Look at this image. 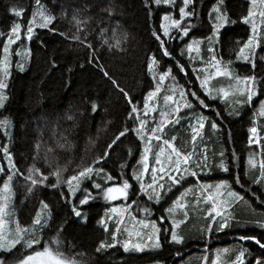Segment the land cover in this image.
<instances>
[{
	"label": "trees",
	"instance_id": "trees-1",
	"mask_svg": "<svg viewBox=\"0 0 264 264\" xmlns=\"http://www.w3.org/2000/svg\"><path fill=\"white\" fill-rule=\"evenodd\" d=\"M109 3L116 6L115 15L111 18L100 11L102 6ZM180 3L181 0H177V7L169 9L178 11ZM213 3L214 0H199V18L184 21L193 24L190 37L200 41L197 53L194 55L192 52L191 55L185 45V40L190 43L191 39L167 40L164 38L161 28L165 13L163 6L157 8L152 5L151 15H149V9L145 7V0H100V2L98 0H40V5L44 6L47 14L53 15L55 19L47 28H43L39 27V17H35L32 24V38L28 39L29 59L24 63L23 71L19 70L18 65L13 66L6 80L5 93H2L7 98L3 107H0V120L7 121L5 127H0V168L6 171L3 154L4 148H7L12 163L20 173L24 172V168L29 165L35 152L36 140H40L36 138L38 133L43 135L42 142L46 143L48 148L56 149L60 144L64 145L61 147L63 150L58 149L55 154L59 157L58 163L62 164V167H66L68 162L72 163L73 166L69 167V174L73 175L76 172L75 169L91 165L96 157L103 152L104 146L125 127L128 129L140 128V121H144L146 132L142 129V142L134 131H128L124 137H121L122 143L110 158L106 162H102L101 165H95V167H103L105 173L114 178L112 181H108L107 185H105L102 176L94 175L92 180L83 181V186L90 189L93 195V199L80 207L84 216L86 215V222H80V219L71 213L70 205L60 198L61 191L67 192L66 187H61L53 192L44 189L38 192L37 195L48 205L51 219L48 222L49 227L40 232L41 242L34 245L33 249L40 250L47 242L53 250L59 251L66 258L75 259L77 264H179L182 262L181 257H176L175 254L181 255L184 251L193 248L194 251L189 255L194 260H199L196 256L198 250L195 249L204 246L202 241L206 238L208 224L212 223L211 230H215L217 225L210 219L213 216L212 203L207 201H205V205L195 203L193 202L194 195L190 194L188 196L191 203L190 208L182 204L184 207L177 206L172 212L173 214H170L171 212L166 209L165 212L160 211L159 215L158 206L152 201H148L146 196L138 194L139 185L131 179L133 169L140 170L141 154L147 147L146 144L150 143L146 136L155 125L154 120L147 119V116L144 115L145 97L154 86L147 68L148 57L152 56H155L159 61L158 66L155 67L159 73L162 74L163 71L171 68V76L177 79L182 88L196 91L221 114V119L217 120L218 128L213 130L210 124L212 120L216 119L215 112H203L209 119L205 122L200 139L195 141L191 139L192 133L189 130V119L187 118H184L179 125L171 124L167 128L169 135L176 134L181 137L176 143L181 145L182 155L188 154L193 144L197 151L196 158L190 162L192 167H188V169L196 171L198 178H193L187 172L184 173L186 175L185 179L181 180V187L196 188L197 179L200 183L214 185L220 180H227L232 189L244 199L237 200L233 206V201L224 206H222L223 203H218L217 211L231 208L230 218L234 216L226 228L229 230L231 226H234L235 230L232 231V234L237 236L255 235L264 241V230L254 226V222L260 219L259 214H264V203L260 202L261 199H264V182L252 183L254 177L261 175L260 165L264 163V141L257 149L250 146L247 138L253 116H256L260 131L264 133V119L258 117L256 113L259 108V100L264 96H260L256 100L253 99L251 105L236 104L233 101L234 94L228 89L226 91L228 95L222 100L219 99L220 92L216 93V90L221 91L226 87L230 78L215 75V69L211 65V63L222 62L223 66L231 71L232 77L251 74L250 65L245 63L242 58L237 59V53L251 35L250 25L241 23L240 18L247 15L248 9L253 4L251 0H224V7L230 18L236 20L237 23L229 24L221 30L220 42L217 44L215 38L212 42L206 39L212 34L208 11ZM255 5L253 13L256 18L257 35L260 42V46L256 50L259 54L256 58V73L264 75V64L259 61V56H264V17H260V21H257L259 18L257 14L264 8V5L260 7V0H256ZM12 7H16L18 10L23 9L22 15L16 17L10 10ZM35 11H37L36 0H0V33L4 36L8 35L11 27L15 23H19L20 36L25 38L29 21L33 19L32 13ZM74 13L81 21H86L80 24L79 32L73 19ZM101 19H103V23H101ZM153 32L165 39V46L172 53L174 60L163 57L159 47L160 41L152 35ZM74 34L86 38L91 48L73 41ZM4 41V37H2L0 39V61L4 56ZM117 41L120 42V50L111 47ZM210 46L216 49L217 61L211 60L213 54L208 52ZM92 49L99 53V59L119 85L128 90L134 98V103L139 111L132 113L130 119L128 118L130 108L122 99L121 94L104 78L102 73L87 62L88 53ZM181 50L184 52L183 55H180ZM247 52L246 49L245 54ZM12 59H14V55ZM176 60L185 66L186 75L180 73L175 67ZM209 74L211 75L208 79V86L214 89L213 95L218 97L215 100L203 97L200 88V81ZM198 76L199 79H197ZM239 85L245 87L242 83ZM260 91L264 92V88ZM91 100L98 104L94 116H89L85 111L90 106L88 101ZM231 104L237 106L233 112L238 111V115H228L230 108L227 105ZM198 110L200 109L197 106L195 111ZM69 115H72L74 119H67ZM44 117H53L58 120L57 130L54 133L58 144H55V140L49 135L50 130L45 127V125H49L47 127L51 125L41 121V118ZM198 140L201 141V145H197ZM70 148H74V153H67ZM152 150L153 148L148 150L149 165L151 166L154 162H151ZM221 152L224 154L223 157L220 155ZM222 159L229 169L227 173L218 167ZM249 160L252 161L251 164H249ZM197 164L200 167H197ZM181 168L183 170V165ZM236 174H239L241 183L244 185L243 188L235 184L233 177ZM1 175L2 172H0V179L3 178ZM148 177L147 180L150 178ZM159 177L160 175H157V178ZM122 179H128L133 187L126 203L120 205L121 209L132 204L131 211L139 212V215L147 214L142 211L143 208H148L149 211L154 210L155 215L151 218L149 216L147 220L157 221L162 228L160 237H158L160 248L143 253H130L124 251L121 243H117L115 247L96 251L101 242L112 243L115 225L105 222L109 220V211L118 205L104 201L98 191L91 188V183L95 181L103 186H117L122 182ZM149 181L152 182V179ZM197 189H199L198 186ZM210 189L215 190V188ZM210 189L208 190L210 191ZM253 192L255 196L252 195ZM19 199V195L16 193V202L15 204L13 202L12 210L14 209L16 213L19 225L28 227L29 223L32 224L31 214L36 211V205L25 201L29 205L22 207L17 204ZM226 199L227 197H224L220 201ZM245 199H248L249 202L242 205ZM73 202L78 204V198L74 197ZM181 211L188 215L186 221L182 219ZM171 215H175L179 221H183L176 228L177 234L185 238L180 244L170 242L171 232L163 231L165 228L171 230L172 223H169L167 219V216L170 219ZM162 219L163 224H161ZM101 220L104 221L103 224L100 223ZM60 225L63 227L58 237L59 242L53 244L51 240L56 237L57 227ZM181 229L184 230V235L181 234ZM225 229L220 232L224 233ZM221 236L228 237V234ZM226 242L221 243L223 244L222 248L229 247L225 245ZM234 243H238L235 248L237 245L240 248L241 246L247 247L248 253L245 256L248 264H252L254 258L264 260V250L254 243L249 241L240 243L235 238ZM33 249H24L17 245L16 249L10 253L0 252V256L10 258L14 255L15 260H18L31 253ZM211 262L212 260L208 264ZM195 264H201V262L197 261Z\"/></svg>",
	"mask_w": 264,
	"mask_h": 264
},
{
	"label": "snow or ice",
	"instance_id": "snow-or-ice-1",
	"mask_svg": "<svg viewBox=\"0 0 264 264\" xmlns=\"http://www.w3.org/2000/svg\"><path fill=\"white\" fill-rule=\"evenodd\" d=\"M100 2V0H98ZM252 4L256 3V0H251ZM260 3L264 5V0H260ZM198 4L199 0H181L180 5L178 6V12H179V19H173L171 13H165L163 15L164 21H170L169 24H161V28L163 30V36L167 40H185V38L191 39V43H188L185 40L186 49L188 52L193 51L194 46L199 45L200 41L196 40L194 38L190 37V32L192 30L193 24L192 23H182L184 21H191L192 19H198L199 18V12H198ZM152 5H155L157 8L160 6H165L168 8L175 9L177 7V0H145V7L149 9V15H151L152 11ZM36 6L37 11L32 13L33 19L29 21V26L27 27V39L32 38L33 33V27L32 24L35 21V17L39 15L40 20L42 23L39 24V27L47 28L49 24L53 22L55 17L51 14H47L46 9L44 6L40 5V0H36ZM11 12L16 16L20 17L22 15L23 9L18 10L16 7H12ZM100 11L104 13L107 17L111 18L115 15L116 6L109 3L105 6H102L100 8ZM260 16L264 17V8L260 11ZM254 15L252 8L250 7L248 9V13L246 16H243L240 18V22L244 24L250 23V18ZM208 18L211 23V36L206 37L210 42L213 41V38H215V43L220 42V35L221 30L224 29L229 24H235L237 23L236 20L231 19L226 8L224 7V0H214V3L211 5L209 11H208ZM73 19L76 22L77 31H80V24L85 23L86 21H81L77 15L74 13ZM101 23H103V19H101ZM251 28L253 35H250L245 43H243V46L239 48V51L237 53V59H243L245 63L250 65L249 71L251 72L250 75H246L243 77L237 76L235 77L237 85L244 84L245 87L243 89L237 88L236 92L239 93L240 97H243V99H238L235 103L236 104H249L253 102L254 97H257L258 95L264 96V92H261L260 90L264 88V75H258L256 73L257 68V48L260 46L259 38L257 35V25L255 21L251 22ZM170 29L176 30V35L172 36L170 34ZM55 31L54 29H52ZM152 35L156 38V40L160 41V51L163 55V57L168 58L169 60H174L175 58L172 56V53L168 50V48L165 46V39H162L160 35H158L156 32H153ZM14 38V39H13ZM16 39H20V24L15 23L9 33H8V42L4 45V52H8V43L15 42ZM72 40L79 42L80 44L84 45L85 47L91 48V45L87 42L86 38H81L79 35L74 34L72 36ZM120 42L117 41L116 44L112 45V48H115L117 50H120L119 48ZM248 50L247 54H245V50ZM198 50V48H197ZM216 49L212 46L208 48V52L212 53L211 60L217 61V57L215 56ZM184 52L181 50L180 55H183ZM149 63L147 64V68L149 72H152L154 67H157L159 64V61L156 59L155 56L148 57ZM259 61L261 64H264V56H259ZM89 64L93 65L97 71L103 74L104 78L108 80L115 88L116 90L121 94L122 99L124 102L129 106L130 111L128 114V118H131L132 113H136L139 111V109L136 107L134 103V98L130 94L128 90L121 87L118 83V81L110 74L108 68L104 66V64L99 59V53L92 49L88 53V61ZM231 63V61H229ZM0 64L6 65L7 59L0 61ZM175 67L179 70L180 73H185V66L179 62V60H176ZM213 67L216 68L215 75L217 76H228L230 79L232 78L231 71L227 69L225 66H223L222 62L213 63ZM2 70V69H0ZM21 70H23L21 68ZM209 76H205L203 80L200 81V88L203 92V97H207L210 100H215L218 97L216 95H213L212 90L208 86V79ZM171 76V68H168L166 71H163L162 74L159 76V81L162 83L165 80V77ZM199 79V76L197 77ZM5 83L3 80H0V89L5 88ZM179 88V86H178ZM156 91H159V88L156 89ZM155 92H150L148 94V97L145 99L144 108H148L147 100L154 96ZM228 93L223 92V90L220 91L219 99H223L225 96H227ZM179 96L182 100V103H178L176 108L174 109L175 113H178L181 108H187L190 110H193V114L195 115V110L198 106V108L201 110L200 114L195 115L196 118V125L198 127H193L192 131L199 134V130L204 129L205 122L209 119L208 116L204 115V111H212L215 112L216 119L211 121V128L213 130H216L218 128L217 120L221 119V114L216 111L215 108H213L210 104H208L204 98L201 97L196 91L194 90H185L184 88H179ZM191 97L189 99L188 97ZM7 97L3 95L2 92H0V107H3V103ZM172 96H165V100H172ZM89 108H87L85 111L88 112L89 116H94V114L97 112L98 104L94 101H88ZM259 114L261 116H264V98H261L259 100V108H258ZM147 113H145L146 115ZM238 115L237 112H229L228 115ZM67 119L72 120L74 117L72 115L67 116ZM144 121H140V128H133L128 129L124 128L120 130L113 139L108 142L104 146L103 152L96 157V159L93 161L91 165L85 166L81 168L80 170L74 172L73 175L67 177L66 179L63 176L64 169L57 165L52 171H50L48 174H44L39 168L35 166H31L27 169V174L23 175V179L28 182L27 192L31 193L33 189L39 185V186H45L50 187L52 189H60L61 187H66L67 192L64 191L60 192V198L65 201L66 204L70 205L71 213L80 219V222H86V216L82 213L80 210V206H83L89 202V200L93 199L92 193L88 190L87 187L81 188V184L84 180H92V177L95 176H102L104 179L105 185H107L108 181H112L114 178L111 175H108L105 173V170L103 167H95V165H101L102 162H106L111 154L120 146L121 137H124L128 131H134L138 138L141 139L143 142V134H142V127ZM7 125L6 120H0V127H5ZM162 130V129H160ZM158 131L157 128H152L151 132L152 134H155ZM252 133L256 132V128L253 127L249 130ZM153 138L159 140L160 136L158 135H149L148 140H152ZM66 140V138H64ZM192 140H196V135L192 136ZM164 143L167 145L169 149H171L172 153L176 156V160L172 161L171 156H169V165L168 168L161 163L160 154L164 152V148L160 149V152L156 154V164H160L161 167L159 169L152 167V183H149L145 185V183L142 181V177L146 171H148L149 165H148V156H147V150L141 154V158L139 163L142 165L141 170L133 169L131 179L135 180L139 185V191L138 194L144 195L147 197L149 201H153L155 203H159L161 197L163 195H166V192L163 191L164 185L157 183V172H159L160 179L163 180L165 177L168 181L171 182V185H177L180 184L181 180L185 179L184 173H188L193 178H197V172L196 171H190L187 167L181 168L183 165H189V162L191 160V154H183L178 151L169 141L165 140ZM251 143V139H250ZM60 147H63V144L59 145ZM39 147V145H37ZM48 152H51L52 149L49 148L47 150ZM5 156L9 162V169L7 178L3 181L2 186H0V194H6L10 193L12 191L10 187V182L13 180V177L15 175L21 174L19 172V169L16 168L15 164L12 163L11 155L7 152V148H4ZM221 157H223V152L220 153ZM35 159V158H34ZM47 159V157H45ZM252 161L249 160V164H251ZM124 167L123 165L121 166ZM197 167H200L199 164H197ZM218 167L221 171L227 173L229 171L227 165L224 163L223 159L220 161ZM261 168V175L259 177H254L252 179L253 184H260L261 182H264V163L260 165ZM4 170L0 168V172H3ZM175 173V174H173ZM103 174V175H102ZM50 177H53L55 179V182L48 185L46 182L49 180ZM233 180L236 185L240 186L241 188L244 187V185L241 183V179L239 174H236L233 177ZM75 182V183H73ZM197 184H199V188L201 189H210L212 187L215 188V192L212 194H209L206 196V200L213 201L212 203V210L215 212L216 216H221V212L217 211L218 203L223 204H230L231 200H243L244 197L239 195L236 191L232 189L231 184L227 180H220L218 183H216L214 186L209 184L200 183L197 179ZM133 187L132 184H130L128 179H122V182L119 186H103L100 183H97L95 181H92L91 188L96 189L98 191V194H102L103 199L105 201H114L117 199H124L127 200L129 197V190ZM146 189H151V192H148ZM159 189V190H158ZM221 189H225L227 191V196L231 198V200H224V201H217L215 197H220L224 195V192L221 191ZM168 190H171L170 188ZM192 191L191 188L185 189L184 192L181 193V196H185L188 194V192ZM77 192H82L83 195L80 196L78 200V204L73 202V198L76 197ZM253 196H255V193H252ZM179 197L177 198V201H173V208L174 207H181L183 208L184 205L178 204ZM8 196L7 195H0V201H7ZM261 203H264V199L260 200ZM135 203V201H133ZM42 207L44 209L48 208V205L45 204L43 201H41ZM131 205L126 206L124 209L127 210V207H130ZM5 209L6 204L0 203V252L2 253H10L13 251V249H16L17 245H20L24 249H33V246L36 244H39L40 238L37 236V233L42 231L44 228L49 227L48 221L51 219V213H46L47 219H42L41 214L37 213L36 217L32 221L31 227H22L18 223L14 230L9 229L7 232L5 231V221H4V215H5ZM112 212H117V208H112ZM143 212L147 213L149 212L148 208H143ZM168 212L172 211V208L167 209ZM187 214L185 213V216ZM211 220H215V216L210 217ZM101 224L104 223L103 220L100 221ZM179 223H183V221H172V228L169 229H163V231L171 232V241L176 244H180L182 242V237L179 236L176 232V228L179 226ZM140 224L147 228L151 227L152 233L148 235L149 240H153V236H156L159 232H161L162 228H158L156 222H146L144 220L140 221ZM161 224H163V219L161 220ZM229 226L228 219L225 217L222 221L218 222L216 225L217 231H222L226 227ZM254 226L257 228H260L261 230H264V219L257 220L254 222ZM62 225L57 227L56 237H53L51 240V243L56 244L58 243V237L60 232L62 231ZM208 229L211 230L212 223L208 224ZM107 230V229H106ZM118 230V229H117ZM131 235V233H130ZM137 235H140V233H137ZM238 241H252L256 245L259 246L260 249H264V241H261L258 239L255 235H239L236 237ZM117 236L115 232L112 234V243L105 244L101 242L99 246L97 247L96 251L99 252L101 249H107L112 248L116 246L117 243ZM123 249L125 252L129 250V244L127 241L123 243ZM153 246L159 248L160 247V241L157 237L153 241ZM134 249L136 251H141L142 246L140 244L133 245ZM225 252L230 251L229 249H224ZM245 254V249L241 247L236 251V257L234 261H230V264H244V261L242 257ZM0 264H9L8 257L6 256H0ZM14 264H77V261L75 259H69L64 257L59 251L53 250L50 248L49 244L46 242L42 248V250H35L27 255H24L22 258L16 260ZM215 264V262H214ZM255 264H264V260H257Z\"/></svg>",
	"mask_w": 264,
	"mask_h": 264
},
{
	"label": "rangeland",
	"instance_id": "rangeland-1",
	"mask_svg": "<svg viewBox=\"0 0 264 264\" xmlns=\"http://www.w3.org/2000/svg\"><path fill=\"white\" fill-rule=\"evenodd\" d=\"M261 6H262V4L260 3V7ZM255 7H256V5L253 4V6L251 7L253 11H254ZM163 8H165V13H171L172 14L173 19H179V12L178 11L170 10L168 7H165V6H163ZM257 15L259 16V18L257 19V21L259 22L260 17H261L259 12ZM37 17H39V15H37ZM39 19H40V17H39ZM252 21H255V23H256V18L254 17V15L250 18V23H249L251 35H253L252 28H251V22ZM40 23H42L41 20H40ZM162 23L167 25L170 23V21L162 20ZM182 23H185V22H182ZM169 31H170V34L172 36L176 35L175 29H170ZM162 33H163V30H162ZM25 35H26L25 38L20 36V39H16L15 42L8 43V52L7 53L4 52V56H3V58H1V61L5 60V58L7 59L6 65L0 64V69H2V70H0V80H3L5 85H6V80L8 78L9 72L12 69V67L15 65H18L19 70L23 71V70H21V68L24 69V63H26L29 59V45H28V39H27V32L25 33ZM2 37H4V40H5L4 44L7 43L8 42V35L6 34L4 36L3 34L0 33V39ZM116 38L118 39L117 35H116ZM197 46L198 45L194 46L193 51L189 52V54L192 55V52H193V54L195 55L198 51V50H196ZM13 55H14V59L11 60V58H13ZM211 65H213V63H211ZM224 65H227V64H224ZM213 68L215 69V72H216V68L215 67H213ZM204 71H206V70H204ZM148 72H149V70H148ZM215 72H214V74H215ZM149 75L154 82V86H153V89L148 92V94L150 92H155L156 94L147 100L148 108L144 110V115H145V113H147L145 115V116H147V119H152L155 121L154 122L155 125L152 128L158 129V131L155 134H152V132L150 131L149 135H154V136L158 135V136H160V139L157 140V139L153 138L152 140L149 141L151 143V145H150V143L146 144L147 147L143 150V153L147 150L148 165H149V152H148V150L153 148L152 159H151L152 161L151 162L154 161L153 165L152 166L149 165L148 171H146L142 177V179H145V180H142V181H144L145 185L152 183L151 181H149L150 179H152L151 168L152 167H155V168L161 167L159 164H156V152L157 151L160 152V149L164 148V152L160 154L161 155L160 159L162 161V164L166 167V169L168 168V165L170 163L169 159H168L169 156H171L172 161L176 160V156L172 153L171 149H169L167 147V145L164 143L165 140L169 141L178 151L181 152V145L179 146L176 143V141L179 140L181 137L179 135H176V134L169 135V129H167L169 127V125H171V124L179 125L181 123V121L184 120V118H187V119H189L188 120L189 121L188 126H189V130L192 133L191 136L196 135V139H200L201 133H202V130H199L198 135L192 131L193 127H198L196 125L195 115L200 114V110L195 111V115L193 114V110H190L187 108H181V110L178 113L174 112V109L176 108L177 104L182 103V100L179 96V88H182V87L178 83L177 79L172 77V76H168V77H165V80L161 83L159 81V76L161 75V73H159L155 69V67H154L152 72H149ZM233 75H234V73H233ZM215 78H218V77H215ZM178 86H179V88H178ZM227 86L224 87L222 90H223V92H226L229 89L231 91V93L234 94V97H233L234 102H236L238 99H243V97H240L239 93L236 92L237 88L243 89V87L240 85H237L236 80H235V75H234V77H232V79L227 81ZM157 88H159V91H156ZM5 89H6V86H5V88L0 89V92L5 93ZM210 89L212 91L214 90L212 88H210ZM219 92H220V90L217 89L216 93H219ZM148 94L146 95V97H148ZM165 96H172L173 99L172 100H165ZM260 96L261 95L254 97V100L258 99ZM146 97H145V99H146ZM188 98L191 99L190 96ZM227 106H228V108H230V112L235 111L237 108V106H235L234 104L227 105ZM256 113H257L258 117H261L262 119H264V116H261L259 114L258 110ZM41 121L44 123L47 122L46 124L49 123L51 125L50 127H47L49 125H45V127L50 130L49 135L52 136V138L55 140L56 143L55 142L54 143L58 144V142L55 138V134H54L55 131L57 130L56 124L58 123V120H56L53 117H44L43 119L41 118ZM253 127L259 129V131H260L259 123L256 120V116H253V119H252L251 128H253ZM142 129L145 131V123L143 124ZM160 129H162V130H160ZM249 132L250 131H248V134H249ZM149 135H147L146 137H148ZM42 137H43V135H41L40 133L36 134V138L40 139V140H36V143H37V145H39V147H37V145H35V148H36L35 152L32 156V159H31L29 165L24 168V172H22L19 175H15L13 177V180L10 182V187H11L12 191L10 193L0 194V195H7L8 196L7 201H0V203L6 204L5 215H4L5 231L6 232L9 229L14 230L17 223H18L16 220V215H15L16 213H15L14 209L12 210V204H13V202H14V204L16 202V193L19 195V198H20L17 201L18 205H21L22 207H26L31 202L36 205V207H35L36 211L31 214V219H34L36 217L37 213L41 214L42 219H47V216L45 214L50 212V210L48 208L44 209L42 207V204H41L42 198L40 196H38L37 194L42 189H44L45 191H48V192H53L57 189H52L50 187L37 185L31 193H28L27 192L28 182L23 179V175L27 174V169L31 166H35V167L39 168L44 174H48L57 165H59V163H58L59 157L55 154V151L57 153L58 149L63 150V148H61L59 146L56 149H52L51 152H48L47 150L50 147L48 148L47 147L48 145L46 143L42 142V140H43ZM46 138L48 139V137H46ZM191 139H192V137H191ZM198 144L201 145L200 140H198L197 145ZM249 144L251 147H253L251 145V143H249ZM50 145H51V142L49 143V146ZM194 147H195V145L193 144L190 147V150L188 152V154H191L190 162H192V160L194 158H196L195 154L197 153V151ZM69 152L74 153V148L73 149L70 148L69 151H67V153L69 154ZM254 154L256 155L257 152ZM251 155H253V153H251ZM45 157H47V159H45ZM3 162L6 163V167H5L6 171H4V173L2 172L1 176H3V178L1 177V179H0V186H2L3 181L7 178L8 169L10 167L9 162L5 156V153L3 154ZM190 162H189V165H183L182 164L183 167L184 168L185 167H187V168L192 167ZM66 165H67L66 167H62V164L59 165L60 167H62L64 169L63 176L65 179L67 177L71 176V174H69L70 173L69 167L73 166L71 162H68V164H66ZM81 168H77V169H75V171H78ZM139 168H140V170L142 169L141 164H140ZM173 174H175V173H173ZM157 175H161V174L159 172H157ZM184 175H186V174H184ZM147 177L149 178L148 180H147ZM197 178H198V176H197ZM54 182H55V179L53 177H50L49 180L46 182V184L50 185ZM73 183H75V182H73ZM157 183L163 184L164 185L163 191L166 192V195H163L161 197L159 203H155L152 201L155 205L158 206L157 207L158 214L160 211L162 212V210H163V212H165L166 209H169V208H172V211L170 214H173L172 212L175 211L174 209L176 208V207L173 208V201H177L178 197L180 198L178 203L181 202V204H185L187 206V208H190L191 203L188 200V196L190 194L194 195L193 197H195V199L193 200V202H195V203H197L196 201L202 202L201 205H205V201H207L209 203H213V201H211V200H206V196L209 194H212L213 192H210L208 189L199 188V184H198L199 189L196 190L195 187H192L191 188L192 191L188 192V194L185 196H181V193L184 192L185 189H188L187 187L182 188L181 182H180V184H177V185H171V182L168 181L166 177L163 180H161L159 177V178H157ZM119 185H117V186H119ZM81 188H85L83 186V183L81 184ZM169 188L171 190H168ZM88 190L90 191V189H88ZM146 190L148 192L152 191L151 189H146ZM130 191H131V189L129 190V193H130ZM221 191L224 192V195L220 196V197H215V199L217 201H220V199H222L224 197H227L226 200H231V198L227 196V191L225 189H221ZM82 195H83L82 192H77L76 198H78V200H79L80 196H82ZM100 196L103 199L102 194H100ZM25 201H29V203H26ZM231 201H233V204H232V206H233L235 204L234 202H236L237 200H231ZM106 202L110 203V204L116 203L115 205H118L116 207L118 209V211L112 212L110 210L109 214H108V215H110L109 220H106V222H105V223H109V224L112 223L115 225V234L117 236V241H118L117 243H119V244L121 243V246H122L123 243L125 241H127L129 244L128 252H130V253H143V252H148V251L157 249V247L153 246V241L157 237H160L161 232L156 234V236H153V240H149L148 235H150L152 233V229H151L150 225H149V227L145 228L140 224L141 220H144L146 222L154 221V222H156L157 227L161 228V226L158 225L157 221H155V220L148 221L147 220L149 218V216L151 218L152 216L155 215L154 210L147 212V214L139 215L138 214L139 212L131 211V207H132V204H131L130 207H127L128 210H126L125 212L122 213V211L124 209H121L120 205H124V203H126V200L117 199L114 201H106ZM247 202H249V200L245 199L243 201L242 205H245V203H247ZM224 205H226V204H222V206H224ZM83 206H80V207H83ZM230 209L231 208L225 209L224 211H220L221 216H216L215 212L213 211L212 212L213 216H215V219H216L214 221L216 223H218V222L222 221L225 217L226 218L229 217V218H227L228 222L232 221L231 219L234 218V216H232L230 218V215L232 214ZM259 215H260L259 220L264 219V214H259ZM181 216H182V219L184 221H186L188 219V215L185 216V213L183 211H181ZM167 219H168L169 223H172V221L179 222L178 218L175 215H171L170 219L167 216ZM242 225H245V224L242 223ZM31 226H32V224L29 223L28 227H31ZM25 227H27V226H25ZM233 228H234V226H231L229 228V230L226 228L225 229L226 231L224 233L217 231L216 229L215 230L207 229L206 230V238H205V240L202 241L204 246L200 249L199 248L195 249V250H198V253L196 254V256L199 258V260H194V258H192L189 255V254H191L192 251H194V248H193V249H189V250L184 251L181 255H179L178 253L175 254L176 257H181L182 262H180L179 264H182V263H184V264H195V263H197V261H199V263L201 262V264H208V262L210 260H212V262L210 264H214V262H215V264H230V261L235 260L236 251L238 249H240L239 245H237L235 248V245L238 243H234V238L236 239V237H238V236L232 234V231L235 230ZM40 232L37 233V236L39 238L41 236ZM180 232H181V234L184 235L183 229H181ZM130 233H131V235H130ZM137 233H140V235H137ZM223 234H225V235L228 234V237L227 236H221ZM169 238L171 241V237H169ZM184 239L185 238L183 237L182 241ZM223 242H226L227 244H225V245H227L229 247L222 248L223 244H221V243H223ZM239 242L241 243L243 241H239ZM249 242H252V241H249ZM136 244H140L142 246L141 251H136L134 249L133 245H136ZM230 245H234V246H230ZM18 246H20V245H18ZM241 247H243L245 249V254L242 257L244 264H248L247 258L245 256L246 253H248V249L245 246H241ZM122 248H123V246H122ZM224 249H229L230 251L225 252ZM40 250H42V249H40ZM182 255H185V256H182ZM13 256L14 255H12L10 258H8L9 264H14V262L16 261ZM257 260L258 259L254 258L252 264H255V262Z\"/></svg>",
	"mask_w": 264,
	"mask_h": 264
},
{
	"label": "built area",
	"instance_id": "built-area-1",
	"mask_svg": "<svg viewBox=\"0 0 264 264\" xmlns=\"http://www.w3.org/2000/svg\"><path fill=\"white\" fill-rule=\"evenodd\" d=\"M248 139L249 140L251 139V144L258 149L260 146V143L264 141V133L260 132L256 128L255 133L249 132Z\"/></svg>",
	"mask_w": 264,
	"mask_h": 264
},
{
	"label": "crops",
	"instance_id": "crops-1",
	"mask_svg": "<svg viewBox=\"0 0 264 264\" xmlns=\"http://www.w3.org/2000/svg\"><path fill=\"white\" fill-rule=\"evenodd\" d=\"M209 185H213V186H214V184H212V183H210ZM197 186H198V185H196V188H197ZM212 189H214V187H212ZM210 191L213 192V193L215 192V190H211V189H210ZM196 202H197L198 204H202V202H200V201H196ZM220 211H224V210L221 209Z\"/></svg>",
	"mask_w": 264,
	"mask_h": 264
},
{
	"label": "bare ground",
	"instance_id": "bare-ground-1",
	"mask_svg": "<svg viewBox=\"0 0 264 264\" xmlns=\"http://www.w3.org/2000/svg\"><path fill=\"white\" fill-rule=\"evenodd\" d=\"M259 130V129H258ZM250 143V142H249ZM252 145V144H251ZM253 146V145H252ZM254 147V146H253Z\"/></svg>",
	"mask_w": 264,
	"mask_h": 264
},
{
	"label": "flooded vegetation",
	"instance_id": "flooded-vegetation-1",
	"mask_svg": "<svg viewBox=\"0 0 264 264\" xmlns=\"http://www.w3.org/2000/svg\"><path fill=\"white\" fill-rule=\"evenodd\" d=\"M261 250H264V249H261Z\"/></svg>",
	"mask_w": 264,
	"mask_h": 264
}]
</instances>
